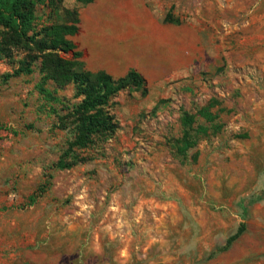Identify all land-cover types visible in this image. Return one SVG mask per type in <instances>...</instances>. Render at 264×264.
<instances>
[{
	"label": "rangeland",
	"instance_id": "obj_1",
	"mask_svg": "<svg viewBox=\"0 0 264 264\" xmlns=\"http://www.w3.org/2000/svg\"><path fill=\"white\" fill-rule=\"evenodd\" d=\"M61 6L80 10L84 5L62 0ZM241 35L226 45V59L217 67L151 86L146 95L120 92L110 109L119 126L114 137L97 140L81 154L87 158L84 162L63 170L54 164L66 148L67 130L55 127L56 115L36 91L38 72L5 81L3 75L16 66L0 60V124L8 129L0 140V264H29L23 260L25 249H59V264H74L79 255L71 250L89 244L85 235L92 233L99 245L109 242L100 226L116 208L126 218L139 219L130 227L139 248L147 241L145 227L163 217L168 229L170 220L173 261L200 256L179 253L180 247L195 245L197 220L203 219L205 231L218 225L224 234L232 231L244 216L245 197L260 194L264 185L263 158L248 153V144L260 143L264 131L259 123L264 118V72L253 55H241ZM59 95L77 101L72 85ZM203 108L213 121L199 114ZM183 112L194 115L193 129L205 128L193 133L196 145L185 156L173 147L183 134ZM33 195L35 202L29 204ZM42 226L54 235H41ZM69 226L75 233L61 237L58 232ZM217 234L205 236L202 245L214 246ZM80 255L85 260V254Z\"/></svg>",
	"mask_w": 264,
	"mask_h": 264
},
{
	"label": "crops",
	"instance_id": "obj_2",
	"mask_svg": "<svg viewBox=\"0 0 264 264\" xmlns=\"http://www.w3.org/2000/svg\"><path fill=\"white\" fill-rule=\"evenodd\" d=\"M170 10L180 18V23L164 21ZM237 33L243 36L239 45L245 47V53L241 55H253L264 72V0H93L79 10V30L70 39L81 53L80 60L86 70L103 71L113 78L135 70L151 89V86L169 85L217 67L220 60L226 59L224 48L234 42L233 36ZM259 123L264 126V118ZM260 136V143L251 141L247 149L250 156L259 153L264 164V131ZM262 170L264 173V166ZM262 186L260 194L248 195L250 199L245 197L246 205H241L244 216L238 218L232 231L224 234L220 229L223 225H218L217 230L205 231L203 219L197 220L195 245L179 249L180 254L199 253L194 261H173L170 220H167L168 229L163 217L151 227H145L143 238L147 241L139 248L134 244L135 231L130 230L139 219L126 218L116 208L115 213L105 216L100 226L101 234L109 242L99 245L92 233L85 235V239L90 236L89 244L85 241L71 250V254L79 255L77 260L74 258V264H264ZM239 224L244 225V232L228 249L218 251ZM44 228H39L41 235H54L48 227ZM75 231V227L69 226L58 233L68 237ZM215 233L220 234L214 246L202 245L205 236L214 238ZM70 246L68 250L72 249ZM82 252L85 260L80 258ZM204 253L207 255L203 256ZM211 253L214 255L209 257ZM22 254L29 264H59L60 261L59 249L49 253L25 249Z\"/></svg>",
	"mask_w": 264,
	"mask_h": 264
},
{
	"label": "trees",
	"instance_id": "obj_3",
	"mask_svg": "<svg viewBox=\"0 0 264 264\" xmlns=\"http://www.w3.org/2000/svg\"><path fill=\"white\" fill-rule=\"evenodd\" d=\"M76 1L86 5L93 0ZM61 3L62 0H0V60L5 59L16 66L11 73L3 75L5 81L38 72L40 78L35 89L56 115L55 127L67 130L66 148L54 164L55 168L63 170L84 162L87 158L81 154L97 140L108 141L114 137L119 126L110 109L120 92L135 90L146 95L148 87L135 70L120 78H113L103 71L86 70L80 60L81 53L76 51L70 39L79 30V10L63 8ZM164 21L180 23V18L170 10ZM68 85L73 87L72 98L77 100L74 103L59 95ZM60 111L65 114L60 115ZM199 114L209 121L215 118L207 108L201 109ZM194 120V115L187 112L181 115L183 134L173 141V147L181 156L196 145L193 133L205 132L203 127L193 129ZM7 130L0 124V140L1 132ZM34 202V195L30 196L28 203ZM243 232L244 225L239 224L218 251L228 249ZM213 255L211 253L209 257Z\"/></svg>",
	"mask_w": 264,
	"mask_h": 264
}]
</instances>
